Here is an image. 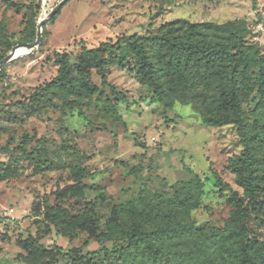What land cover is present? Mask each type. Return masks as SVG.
Returning <instances> with one entry per match:
<instances>
[{"label":"rangeland","instance_id":"rangeland-1","mask_svg":"<svg viewBox=\"0 0 264 264\" xmlns=\"http://www.w3.org/2000/svg\"><path fill=\"white\" fill-rule=\"evenodd\" d=\"M60 1L0 0V60L33 42L37 23ZM193 24L201 25L195 34ZM233 32L264 54V0H68L42 26L41 43L0 70V264H233L247 241L264 250V211L234 218L233 200L246 202L227 167L243 151L237 128L201 120L221 109L218 79L180 73L162 42L143 41L159 100L137 79L125 41L99 52L100 70L82 50L132 34L227 42ZM55 53H68L70 64L60 82H51ZM256 78L254 69L239 80V100L247 134L259 135L254 199L264 202ZM78 182L87 188L69 187ZM156 229L163 232L150 237L153 248L126 238Z\"/></svg>","mask_w":264,"mask_h":264},{"label":"trees","instance_id":"trees-1","mask_svg":"<svg viewBox=\"0 0 264 264\" xmlns=\"http://www.w3.org/2000/svg\"><path fill=\"white\" fill-rule=\"evenodd\" d=\"M253 3V8L255 7ZM201 25L193 24L190 26L192 34L196 33V29ZM189 36L186 39L167 38L165 34H155L149 37H143L137 34L120 37L115 43L111 41L101 42L96 48H87L82 46L83 52L90 60L91 67L100 70L102 62L99 58V52L105 48H113L121 40L125 41L127 46L134 53L137 65V79L140 83L147 84L153 89V93L159 100L162 99L160 86L156 80V71L153 63L150 61L145 48L142 45L143 41L153 43L162 42L164 47L173 55L176 62L177 70L182 73L183 69L197 70L201 79L210 81L217 78L220 88L219 97L221 100V109L217 113H201V120L205 125L220 126L225 124H233L237 128V132L241 137L243 151L240 155L231 157L227 165L233 172L238 174L239 184L243 189L246 202L239 199H234L236 210L235 219L244 220L247 217V209L250 208L252 213L260 215L264 211V202H257L254 199L258 191V185L255 180V166L257 158L255 155V146L259 142V135H249L246 132L247 121L244 115L241 102L239 100L241 83L247 79L250 72L255 69L257 76L256 83L258 85V93L264 94V54L258 51H250L243 40V37L233 32L226 39L227 42L209 41L203 37L193 38ZM56 60L59 64V73L51 82H60L67 78L69 69L68 53H55ZM158 79V78H157ZM101 81L104 86H109L106 81V76L101 73ZM112 95L116 94L114 87H111ZM221 112V113H219ZM113 114H116V109H113ZM40 141H37L36 149L41 147ZM213 176L219 181L218 174L213 171ZM71 188H87L86 183L78 182L70 185ZM144 193V189H141ZM54 222L57 220L54 218ZM169 235H181L180 229L172 227H163ZM162 229L152 230L150 233L141 230L137 233L128 232L126 238L133 244L141 242L146 243L153 248L151 236L156 237L161 234ZM31 246L35 250L42 248L41 244L31 238ZM238 257L234 259L233 264H264V250L261 243H252L247 241L238 246ZM60 251V249H59ZM61 252V251H60ZM70 251L66 255L71 256ZM75 253V252H74ZM81 255L80 251L75 253ZM95 252H87L84 256L89 257Z\"/></svg>","mask_w":264,"mask_h":264},{"label":"water","instance_id":"water-1","mask_svg":"<svg viewBox=\"0 0 264 264\" xmlns=\"http://www.w3.org/2000/svg\"><path fill=\"white\" fill-rule=\"evenodd\" d=\"M68 2V0H61L47 15H45L41 21L36 25V39L29 43H17L14 45L8 55L0 60V70L10 64L12 61L16 60L21 56V50H25L27 53L33 51L42 41L41 30L42 26L51 19L62 7ZM25 53V54H27ZM24 54V55H25Z\"/></svg>","mask_w":264,"mask_h":264},{"label":"bare ground","instance_id":"bare-ground-1","mask_svg":"<svg viewBox=\"0 0 264 264\" xmlns=\"http://www.w3.org/2000/svg\"><path fill=\"white\" fill-rule=\"evenodd\" d=\"M18 53H20V54L22 53L21 56H23V55H24L25 53H27V52H26L25 50H21V51L18 52ZM21 56H20V57H21Z\"/></svg>","mask_w":264,"mask_h":264}]
</instances>
